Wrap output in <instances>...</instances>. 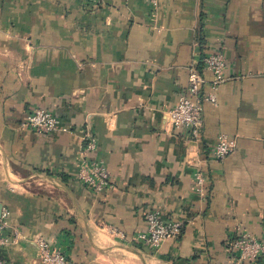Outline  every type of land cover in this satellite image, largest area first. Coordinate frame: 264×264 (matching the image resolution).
<instances>
[{"label":"crops","instance_id":"obj_1","mask_svg":"<svg viewBox=\"0 0 264 264\" xmlns=\"http://www.w3.org/2000/svg\"><path fill=\"white\" fill-rule=\"evenodd\" d=\"M212 52L227 79L194 139L167 111L192 68L211 91ZM39 107L70 131L22 129ZM87 131L110 173L100 194L78 177ZM221 134L236 147L217 160ZM0 203L12 264H45L39 236L70 264H234L227 238L264 237V0H0ZM152 209L184 220L158 250L132 240Z\"/></svg>","mask_w":264,"mask_h":264},{"label":"built area","instance_id":"obj_2","mask_svg":"<svg viewBox=\"0 0 264 264\" xmlns=\"http://www.w3.org/2000/svg\"><path fill=\"white\" fill-rule=\"evenodd\" d=\"M201 61L203 68L212 72L211 91L204 94L203 85L206 78L203 70L192 68L187 92L182 94L178 103L167 111L169 124L188 130L189 136L194 139H198L202 131L204 101L215 102L217 88L227 79L224 73L226 61L223 53H208ZM20 127L41 135L67 132L71 129L63 124L56 113L41 107L27 112L20 122ZM83 141L85 142L80 152L78 177L90 191L100 194L110 186V173L103 162L90 156V152L96 149V141L89 131L85 132ZM235 147L234 138L221 134L213 147L212 157L217 160L224 159L234 151ZM194 178L196 190L203 193L208 180L205 173L198 169L194 173ZM7 218L8 210L5 208L0 216V264H12L2 253V248L9 243ZM145 219L146 229L136 232L132 240L154 250L160 249L167 240L178 238L183 231L182 218L165 216L158 209L147 211ZM35 242L39 257L45 264H70L68 254L58 247L53 248L44 237H37ZM226 247L233 256L234 264H262L264 259V237L258 238L247 233L233 235L227 238Z\"/></svg>","mask_w":264,"mask_h":264},{"label":"water","instance_id":"obj_3","mask_svg":"<svg viewBox=\"0 0 264 264\" xmlns=\"http://www.w3.org/2000/svg\"><path fill=\"white\" fill-rule=\"evenodd\" d=\"M1 212H2V204L0 203V216H1Z\"/></svg>","mask_w":264,"mask_h":264},{"label":"rangeland","instance_id":"obj_4","mask_svg":"<svg viewBox=\"0 0 264 264\" xmlns=\"http://www.w3.org/2000/svg\"><path fill=\"white\" fill-rule=\"evenodd\" d=\"M141 246H142L143 248H146V247H147L146 245H142V244H141ZM148 248H149V247H148Z\"/></svg>","mask_w":264,"mask_h":264},{"label":"trees","instance_id":"obj_5","mask_svg":"<svg viewBox=\"0 0 264 264\" xmlns=\"http://www.w3.org/2000/svg\"><path fill=\"white\" fill-rule=\"evenodd\" d=\"M31 111V110H30ZM29 112V111H28Z\"/></svg>","mask_w":264,"mask_h":264}]
</instances>
